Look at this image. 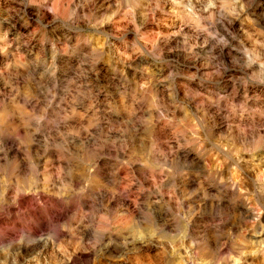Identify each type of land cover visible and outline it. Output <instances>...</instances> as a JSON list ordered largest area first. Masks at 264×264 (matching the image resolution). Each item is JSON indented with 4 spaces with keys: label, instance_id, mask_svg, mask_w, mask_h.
I'll return each mask as SVG.
<instances>
[{
    "label": "clouds",
    "instance_id": "clouds-1",
    "mask_svg": "<svg viewBox=\"0 0 264 264\" xmlns=\"http://www.w3.org/2000/svg\"><path fill=\"white\" fill-rule=\"evenodd\" d=\"M15 7L0 264H264V0Z\"/></svg>",
    "mask_w": 264,
    "mask_h": 264
},
{
    "label": "rangeland",
    "instance_id": "rangeland-1",
    "mask_svg": "<svg viewBox=\"0 0 264 264\" xmlns=\"http://www.w3.org/2000/svg\"><path fill=\"white\" fill-rule=\"evenodd\" d=\"M18 3V0H0V19L7 15H12L13 19H15V12L18 10L16 9V4ZM24 3H27V0H24ZM39 38L37 37V40ZM48 47L47 43L44 45V48L46 49ZM61 64L65 66V68L68 67L67 65V58H61L59 61ZM81 120L84 119L83 115H81ZM87 123L83 125L84 128H87ZM207 164V161L205 162ZM149 184L153 183V181L150 179ZM167 198V197H166ZM133 207H135V204H133ZM87 210V208H85ZM75 247V241H73V248Z\"/></svg>",
    "mask_w": 264,
    "mask_h": 264
}]
</instances>
